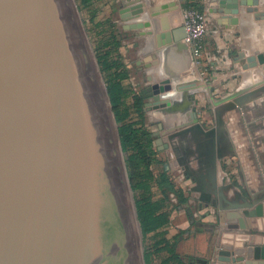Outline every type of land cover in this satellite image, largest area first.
I'll use <instances>...</instances> for the list:
<instances>
[{
    "label": "water",
    "instance_id": "1",
    "mask_svg": "<svg viewBox=\"0 0 264 264\" xmlns=\"http://www.w3.org/2000/svg\"><path fill=\"white\" fill-rule=\"evenodd\" d=\"M222 2L248 6V12L259 4L258 0ZM238 7L226 13L237 14ZM141 12L142 5L120 11L123 21ZM255 16L264 19V12ZM150 26L145 22L123 28ZM162 29L156 36L159 47L181 44L187 37V30L178 37L177 31H167L169 26ZM244 56L241 53L236 60ZM246 59L244 69L257 67L264 64V52ZM163 84H153L148 98L171 88L169 81ZM190 87L198 88L195 83ZM262 90L252 92L258 95ZM247 97L236 99L237 106ZM167 102L169 98H156L145 106ZM255 116L250 113L248 121ZM190 117L179 127H192L169 135L170 140L189 133L194 140L195 130L211 133L203 131L195 111ZM154 135L161 143L160 132ZM120 157L126 174L110 98L74 0H0V264H145L138 252ZM222 157L213 152L201 168L213 176L211 165L219 168ZM126 180L131 192L127 174ZM212 181L217 183L216 178ZM218 183L223 184L219 179ZM215 188L211 190L217 195L222 189ZM251 197L252 202L242 197L248 207L262 200Z\"/></svg>",
    "mask_w": 264,
    "mask_h": 264
},
{
    "label": "crops",
    "instance_id": "2",
    "mask_svg": "<svg viewBox=\"0 0 264 264\" xmlns=\"http://www.w3.org/2000/svg\"><path fill=\"white\" fill-rule=\"evenodd\" d=\"M195 1L202 7L208 21L205 49L210 53V57H207V70L204 73L195 67L191 49L185 39L181 44L172 42L161 47L156 43V36L164 32L162 26H169L167 31H177L178 37L186 35L183 4L175 0H129L125 9L142 5L143 12L134 19L120 20V25L124 35H129L133 44L141 45L137 58L142 62L137 61V65L149 67V75L155 76L154 83L161 85L163 81H169L171 85V88L161 93L162 98L169 94L170 99L169 106L166 108L164 105L162 108V118L158 117L160 114L154 113L156 111L151 116L161 124V132L168 131L167 134L161 135V144L163 147L169 144L164 152L170 160V168L172 169L173 159L182 168L184 175L191 171L193 180L188 179L185 184L188 189H195V193L202 200L200 203H194L189 199L186 204L184 211L190 212L189 207L195 205L193 217L199 218L192 224L193 228L191 216L181 220L178 226L185 229L181 246L183 243L188 245V254L195 256L196 264H203L198 263V259L207 260L206 264H264V159H260L264 152V114L261 111L264 109V90L258 95L252 92L264 87V64L243 69L248 56L264 52V19L258 20L255 16L257 12H264V0H258L259 4L252 6L257 8L254 12H248V6L238 7V4L233 2ZM237 7V14L226 13ZM231 18H238L239 21L233 23ZM145 22L151 23L152 26L123 29L126 24ZM142 32H147V35H141ZM237 42L241 46L238 53L245 55L239 60H236L239 55L230 56V51L234 50ZM159 50H162L165 56L162 65H154L160 61ZM148 56H152V59L147 60ZM194 83L198 88L190 87ZM175 84L184 90L178 91L180 88ZM181 93L185 95L179 103ZM235 93L239 95L231 97ZM244 95H247L248 99H241V105L237 106L236 99ZM259 97L261 98L258 101ZM148 101H153L152 97L148 98ZM232 104L237 108H232ZM154 107L161 106L151 108ZM193 108L198 112L203 131L211 133L205 135L195 131L194 140L191 138L192 133L170 140V134L192 126L179 127L191 121L190 113ZM250 113L257 116L248 121ZM249 150L250 155L254 156L251 160ZM215 151L222 153V158L227 164L232 160H236L237 164V161H240L242 179L247 181L249 191L240 189L238 185L230 187L228 177L226 184L218 183V179L223 182L225 176L234 177L235 172L238 173V170L230 165L224 168L221 164L219 168L211 165L213 176L206 173V168H201L206 167L205 164L209 163L208 157H213ZM232 155L236 157L232 158ZM214 178L217 183H213ZM213 186L215 189L221 187L222 190H217V195H214L211 190ZM241 193L252 195L255 199L262 198L259 202L260 208L257 206L259 204L248 207L240 198ZM186 195L188 197V193ZM220 256L235 260H219Z\"/></svg>",
    "mask_w": 264,
    "mask_h": 264
},
{
    "label": "rangeland",
    "instance_id": "3",
    "mask_svg": "<svg viewBox=\"0 0 264 264\" xmlns=\"http://www.w3.org/2000/svg\"><path fill=\"white\" fill-rule=\"evenodd\" d=\"M128 0H94V2L92 4L87 5L86 7H84L83 9H80L79 7V3L78 0H74L75 5L78 7L79 9V15L81 17V20L83 21L84 24V30L85 33L87 35L89 44H90V48H91V52L92 55L95 59V62L97 63V68L100 71V75H101V79L103 82V86L105 88V90H107V84L105 82L103 73L101 71L99 62L97 60V56H96V50H95V44L99 41H103L105 38L109 35H111L112 33L117 34L120 45L116 48L115 51V55L119 56V60L122 61V63L124 64V67L126 68L127 72H128V77L126 78L124 84L126 86L127 91H129V94L131 95L128 98V101L131 103L133 101V95L132 92L134 93H142L145 97V103L148 102V97L150 92L149 88H151L153 86V84H155V76H151L149 75V73L151 74V71H149V67L147 68L145 65H137V61L139 63V60L141 61V59L137 58V55L139 53V51L141 50V48H139V46L141 45H137L136 43L133 44L132 43V39L131 37H129V35H124V31L122 30V26L120 25V20H122L121 15H120V11H122V9L126 6L129 5ZM95 12L94 14V19L91 21L92 18V14ZM124 29V28H123ZM206 39V36H205ZM189 46V44H187ZM145 46V45H143ZM142 46V47H143ZM240 44L239 42L236 43V46L234 47V50L230 51V56L232 57H236L239 55L238 50L240 49ZM190 48V46H189ZM162 50L158 51V55L160 57V61L154 65H162V60L164 58V53H162ZM207 52V49H205V59H206V66L205 67H197L200 70H203L202 73H204V71H206L207 69V64H208V60L207 57H210V53ZM262 53V52H259ZM258 53V54H259ZM149 58L152 59V56H148L147 60H149ZM231 58V57H230ZM142 62V61H141ZM161 62V63H160ZM194 63V61H193ZM195 65V64H194ZM196 67V65H195ZM244 69V68H243ZM162 70V69H160ZM162 73V72H161ZM163 74V73H162ZM161 74V75H162ZM175 86H178L177 84H175ZM262 86H264V84L262 83ZM179 91V89H178ZM183 91V90H181ZM108 92V90H107ZM109 95V94H108ZM185 94L181 93V98L179 97V103L182 99V96H184ZM158 97H160L161 99L164 98H169V94H165L164 98L161 97V93H158L157 95ZM157 96H153V101L156 100L155 98ZM110 98V97H109ZM261 97L258 98V101ZM111 103V101H110ZM178 103V104H179ZM170 103L166 104V108L169 106ZM165 106H161V107H146L144 106V110H145V123L146 126L148 127V129L151 131L152 133V137L154 139V144H155V148L157 151L156 154V158H157V162L153 164L152 166V170L154 172L155 178L157 176L160 175V173H163V171H165L167 173V175L171 178V180L173 181V183L176 186V189H181L183 194H185L184 196L186 198H188V200H192L194 201V203H200L202 202V200L198 197V194L195 193V189H188V185L185 184L186 180L188 179H192L193 177L192 175H190V172H187L185 175L183 174V170L182 168H180V166L178 164H176L174 162V160L172 159V169L170 168V160L168 158V156L166 155V153L164 152L165 147H163V145L161 143H157V139L158 136H155L154 133L155 132H160V134L164 135L167 134L168 131L164 130V131H160L159 127L161 128V124L157 121L153 120V117L151 116L154 113H158L160 115H158V117L162 118V108ZM112 107V105H111ZM192 109V108H191ZM190 109V110H191ZM194 111V108L193 110ZM112 112L113 115L115 117L114 111H113V107H112ZM134 113V112H133ZM195 113L197 114V118H198V112ZM133 116H135V113L133 114ZM116 119V117H115ZM116 126L118 127L119 124L117 123L116 120ZM162 130V128H161ZM119 133V131H118ZM120 137V134H119ZM120 143H121V139H120ZM122 147V144H121ZM122 152H123V157L125 160V166H126V174H127V178L129 180V184L131 186L130 183V179H129V174H128V168H127V163H126V159H125V154L122 148ZM236 157L235 155H232V158ZM178 162V161H177ZM238 164L236 163V160H232L231 163H226L224 158L221 159L220 163L222 168L227 167L228 165H230L231 167H233L234 169L238 170V173L235 172L234 177L230 176H225L223 178V184H226L225 180L228 177L227 180H229V182L236 187V185H238L237 187H239L240 189H245V182L242 179V175H241V167H240V161H237ZM236 163V164H234ZM151 198L153 199V201L159 202V204H161L162 210L161 212H166L168 213V220L167 222L162 225L160 228H158L156 231L149 233L147 237H144V234L140 235L139 234V230H138V226L136 225L135 228V233H136V239H137V244H138V252L139 255L143 258V261H145L144 258V252H145V248L148 246L150 249L153 244H155L157 241L161 240L162 238H164V236L169 237L172 242H174L173 240L176 239L177 243H176V251L179 253V255L181 256V260L183 264H196L195 263V256L193 254H188L189 248L188 245L186 243H183L181 246V242L183 240L184 234H185V229L180 228L178 225L181 224V220L185 219L186 216H191L190 218L193 220V222L191 223V227L193 228L192 224L194 225V221H196L197 217H193V208H195V205H191L190 208V212L184 211L186 208V204L187 202H182L181 197H179V195L173 193V192H163V190H161L157 184L155 182L151 183ZM186 187V189L184 188ZM246 191H249L248 189H245ZM188 193V197L187 194ZM242 194V193H241ZM131 195H132V201H133V207H136L137 209V205H136V197H135V192L133 191L132 187H131ZM191 197V198H190ZM242 197L246 198L248 201L252 202V198L250 195H240V198L242 199ZM243 200V199H242ZM138 213V211H137ZM139 219V217H138ZM140 221V220H139ZM141 226V224H140ZM142 229V228H141ZM143 232V231H142ZM186 245V246H185ZM191 250V249H190ZM154 259H157V262L160 263L163 260V255L162 253H154L153 254ZM146 264V262H145Z\"/></svg>",
    "mask_w": 264,
    "mask_h": 264
},
{
    "label": "trees",
    "instance_id": "4",
    "mask_svg": "<svg viewBox=\"0 0 264 264\" xmlns=\"http://www.w3.org/2000/svg\"><path fill=\"white\" fill-rule=\"evenodd\" d=\"M94 0H78L80 9H83ZM184 8L194 7L203 11L195 0H185ZM92 14L91 21L95 18ZM103 41L95 44L96 56L103 73L111 105L117 120L122 148L128 168L131 187L135 192L138 217L144 237L156 231L168 220V213L161 212L162 205L151 198L153 182L163 192H173L181 197L182 202H187L181 189H176L175 184L165 171L155 178L152 166L157 162L156 148L151 131L145 123V97L142 93H133V101L124 84L128 72L122 61L115 55L116 48L120 45L117 34L104 37ZM135 113V116L133 114ZM164 236L153 244L151 249L147 246L144 252L146 264H183L181 256L176 251V239ZM162 253L163 260L158 263L154 253Z\"/></svg>",
    "mask_w": 264,
    "mask_h": 264
},
{
    "label": "built area",
    "instance_id": "5",
    "mask_svg": "<svg viewBox=\"0 0 264 264\" xmlns=\"http://www.w3.org/2000/svg\"><path fill=\"white\" fill-rule=\"evenodd\" d=\"M179 4L185 3V0H175ZM183 23L187 30L185 41L189 44L193 61L196 67H205V36L208 31V21L205 14L194 7L183 6Z\"/></svg>",
    "mask_w": 264,
    "mask_h": 264
},
{
    "label": "bare ground",
    "instance_id": "6",
    "mask_svg": "<svg viewBox=\"0 0 264 264\" xmlns=\"http://www.w3.org/2000/svg\"><path fill=\"white\" fill-rule=\"evenodd\" d=\"M166 28H167V25L165 26ZM167 82V81H166ZM166 82H162L161 83V85H165V84H163V83H166ZM159 86H161L160 84H158ZM165 87V86H164ZM164 90H166V88L164 89ZM159 93H162V91H160ZM158 94H155V96H157ZM156 98H158V99H161L160 97H156ZM155 98V99H156ZM161 100H163V99H161ZM168 103V102H167ZM167 103H165V104H163V106L164 105H166ZM160 106H162V105H160ZM194 125V124H193ZM114 128H113V131H114V135H115V140H116V145H117V151H119V155H120V147H119V143H118V139H117V135H116V133H115V126H113ZM192 127V126H191ZM196 131V130H195ZM178 132H180V131H177V132H174V133H172V134H170V135H174L175 133H178ZM177 137H181V135L180 136H176L175 138H177ZM168 138H169V136H168ZM174 138V139H175ZM173 140V139H172ZM119 161H120V164H121V171L123 172V179H124V182H125V186H126V190H127V194H128V197H129V201H130V205H131V209H132V212H133V217H134V224H135V228H136V225H137V222H136V219H135V212H134V208H133V201H132V195H131V192H130V190H129V187H128V183H127V180H126V174H125V171H124V167H123V164H122V158L120 157L119 158ZM261 180V179H260Z\"/></svg>",
    "mask_w": 264,
    "mask_h": 264
},
{
    "label": "flooded vegetation",
    "instance_id": "7",
    "mask_svg": "<svg viewBox=\"0 0 264 264\" xmlns=\"http://www.w3.org/2000/svg\"><path fill=\"white\" fill-rule=\"evenodd\" d=\"M262 142H263L262 145H263V147H264V139H262ZM250 153H251V152H250V150H249V152H248V154H249V159H250L251 157H254L253 155H250ZM260 159H264V152L261 154ZM250 160H251V159H250ZM262 164H263V163H262ZM263 169H264V166H263ZM263 169H262V170H263ZM188 172H189V171H188ZM190 172H191V171H190ZM192 173H193V172H192ZM192 173H191V174H192ZM194 174H195V173H194ZM263 174H264V171H263ZM231 176H232V175H231ZM244 182H245L244 184H245V186H246L245 189H249L247 181H244ZM259 184H260V183H259ZM230 185H231L230 187H235V186L233 185V183L230 184ZM228 187H229V186H228ZM260 187H262V186H260ZM262 189H264V187H263ZM243 202H244V200H243Z\"/></svg>",
    "mask_w": 264,
    "mask_h": 264
}]
</instances>
